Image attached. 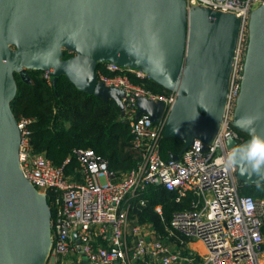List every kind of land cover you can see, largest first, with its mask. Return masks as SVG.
<instances>
[{"label":"water","instance_id":"water-1","mask_svg":"<svg viewBox=\"0 0 264 264\" xmlns=\"http://www.w3.org/2000/svg\"><path fill=\"white\" fill-rule=\"evenodd\" d=\"M235 29L236 19L228 13L197 8L188 18L185 0H0V264H46L52 248L50 235L48 243L45 239L49 205L41 209L22 185L32 183L19 161L20 131L11 107L15 73L29 81L28 69H52V84L65 75L79 89L115 100L124 116L125 92L98 81L97 65L116 61L141 68L177 91L163 135L182 139L185 150L194 139L209 141L217 131ZM65 50L69 57L64 58ZM137 104V117L148 113L154 122L166 108L162 100L139 98ZM247 117L256 118L251 126ZM232 125L247 137H229V149L264 136V3L250 14ZM237 176L245 183L264 182V174L237 169Z\"/></svg>","mask_w":264,"mask_h":264},{"label":"built area","instance_id":"built-area-1","mask_svg":"<svg viewBox=\"0 0 264 264\" xmlns=\"http://www.w3.org/2000/svg\"><path fill=\"white\" fill-rule=\"evenodd\" d=\"M185 1L188 18L191 11L203 8L236 19L221 118L209 141L196 138L178 159H164L159 141L178 93L159 94L133 82L125 71L141 79L150 77L141 68L116 61L103 64L114 75L100 71L99 76L105 85L125 92L123 117L130 124L132 148L140 158L120 179L113 178L108 160L92 148L74 150L79 167L77 177H71L64 168L70 158L62 166L55 165L30 143L32 119L17 120L22 172L48 192L52 204L54 245L49 264H81L82 257L88 264H264V199L242 194L237 168L224 166L231 151L227 139H244L232 119L243 77L250 14L264 0ZM51 70L44 71L48 82ZM139 98L164 101L162 119L154 122L148 113L137 117ZM152 185L172 192L176 202L191 198L190 207L175 211L166 225L168 241L149 224H131L134 200ZM155 210L162 216L161 205ZM194 240L201 241L205 252L190 247Z\"/></svg>","mask_w":264,"mask_h":264},{"label":"trees","instance_id":"trees-1","mask_svg":"<svg viewBox=\"0 0 264 264\" xmlns=\"http://www.w3.org/2000/svg\"><path fill=\"white\" fill-rule=\"evenodd\" d=\"M70 55L67 50L64 51V58ZM102 65L98 64V71L114 75L105 72ZM125 73L133 82L155 93L171 92L151 78L141 79L129 71ZM28 75L29 81L15 73L17 90L11 107L17 120L22 117L32 119L29 125L30 143L36 151L44 152L57 166H62L70 158V162L64 165L66 174H72L79 167L74 152L77 148H92L107 159L115 180L137 165L140 158L132 148L130 124L122 117L115 100L104 101L93 93L82 91L65 76H60L54 85L48 82L41 69H28ZM241 135L244 139L247 137L244 133ZM184 145L183 140L175 136L162 135L159 141L164 159L173 154L180 155ZM240 192L264 199V182L245 183L240 180ZM141 200H145L146 204L142 205ZM190 201L189 197L176 202L172 192L152 185L134 200L130 220L132 224L151 225L164 241H168L166 225L175 211L189 208ZM156 205L162 206V216L155 210Z\"/></svg>","mask_w":264,"mask_h":264},{"label":"clouds","instance_id":"clouds-1","mask_svg":"<svg viewBox=\"0 0 264 264\" xmlns=\"http://www.w3.org/2000/svg\"><path fill=\"white\" fill-rule=\"evenodd\" d=\"M255 119L247 117V125L251 126ZM250 131L255 130L250 128ZM224 166L228 169L237 168L241 174H264V136L256 134L246 143L233 146L224 159Z\"/></svg>","mask_w":264,"mask_h":264},{"label":"crops","instance_id":"crops-1","mask_svg":"<svg viewBox=\"0 0 264 264\" xmlns=\"http://www.w3.org/2000/svg\"><path fill=\"white\" fill-rule=\"evenodd\" d=\"M100 63L104 64V62H100ZM100 71H102V70L98 71V69H96V72H95L96 73V78H97L98 81H100V76H99L100 75ZM105 72H108V70L105 69ZM61 76H65V75H61ZM51 83H52V81H51ZM69 175L71 177H73V178L77 177L75 171L72 174H69ZM21 181H22V179H21ZM22 185L25 188L30 189V192L35 195V198H36L38 204L40 205L41 209L46 210L47 204L49 205V208H50V211H51V227H52L53 209H52V204H51L50 198L48 196V192L44 191L43 189L38 188L37 186H35L33 184L30 185L29 183H26V182H23V181H22ZM131 224H132V221H131ZM53 245H54V242H53V238H52V246H51L52 248H53ZM190 247L193 248V249H196V250H198L200 252H205V247L203 246V244L199 240H194L193 242H191L190 243ZM52 248H51V251H52ZM83 261L84 260H82L81 264L83 263ZM46 263H49V260Z\"/></svg>","mask_w":264,"mask_h":264},{"label":"rangeland","instance_id":"rangeland-1","mask_svg":"<svg viewBox=\"0 0 264 264\" xmlns=\"http://www.w3.org/2000/svg\"><path fill=\"white\" fill-rule=\"evenodd\" d=\"M179 20H182V24H183V19L181 18V16L179 17ZM131 67H132V66H131ZM132 68H136V67H132ZM103 181H104V179H103ZM45 225H46L47 228H48V233H47L46 237L44 236V231L42 230L41 232H42L43 238L45 237L46 242L48 243V240H49L48 237H49V235H50V240L52 241V238H53V229H52L51 226H49V224H45ZM82 260L85 261V258L82 257ZM84 261H83V262H84ZM35 264H37V263H35ZM46 264H49V263H46Z\"/></svg>","mask_w":264,"mask_h":264}]
</instances>
